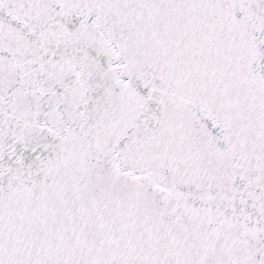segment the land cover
I'll return each instance as SVG.
<instances>
[{
    "label": "snow or ice",
    "instance_id": "obj_1",
    "mask_svg": "<svg viewBox=\"0 0 264 264\" xmlns=\"http://www.w3.org/2000/svg\"><path fill=\"white\" fill-rule=\"evenodd\" d=\"M0 264H264V0H0Z\"/></svg>",
    "mask_w": 264,
    "mask_h": 264
}]
</instances>
